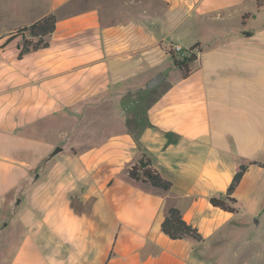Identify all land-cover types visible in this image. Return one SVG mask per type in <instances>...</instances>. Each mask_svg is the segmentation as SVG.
Segmentation results:
<instances>
[{"label":"crops","instance_id":"obj_1","mask_svg":"<svg viewBox=\"0 0 264 264\" xmlns=\"http://www.w3.org/2000/svg\"><path fill=\"white\" fill-rule=\"evenodd\" d=\"M50 14V46L20 56L16 30ZM175 46L197 55L190 75L146 89ZM144 155L169 191L129 177ZM249 161L264 164L256 0H0V264H250L207 246L239 213L211 198ZM233 196L259 215L264 168ZM170 206L202 241L162 232Z\"/></svg>","mask_w":264,"mask_h":264},{"label":"trees","instance_id":"obj_2","mask_svg":"<svg viewBox=\"0 0 264 264\" xmlns=\"http://www.w3.org/2000/svg\"><path fill=\"white\" fill-rule=\"evenodd\" d=\"M256 1L258 7L264 6V0ZM248 16L249 14H246L244 18ZM56 26L57 17L54 14H50L32 23L31 25L18 28L15 35L22 36L23 38V47L20 56L26 52L38 51L49 47V37L55 32ZM171 55L174 65L181 72L182 76L184 78L189 76L191 73L189 63L190 56L178 57L174 53H171ZM253 165L264 168V164L258 161L242 163L235 173L226 194L211 198V204L214 207H218L229 213L240 212L242 207L233 194L240 185L249 167ZM128 175L136 182L150 184L152 187L162 189L163 191H169L172 188V183L162 177V175L152 166L150 158L146 155H144L138 163L129 167ZM161 228L162 232L172 240H181L185 238H192L199 242L203 240V237L198 229L188 224L184 220L180 209L174 206H170L167 209Z\"/></svg>","mask_w":264,"mask_h":264},{"label":"rangeland","instance_id":"obj_3","mask_svg":"<svg viewBox=\"0 0 264 264\" xmlns=\"http://www.w3.org/2000/svg\"><path fill=\"white\" fill-rule=\"evenodd\" d=\"M163 67V74L171 78L176 71L171 58H165ZM223 233L227 234L224 239L208 242L209 251H214V254L216 251H251V254H246V262L264 264V210L259 215L252 216L244 207ZM257 253H260V257L254 256Z\"/></svg>","mask_w":264,"mask_h":264},{"label":"water","instance_id":"obj_4","mask_svg":"<svg viewBox=\"0 0 264 264\" xmlns=\"http://www.w3.org/2000/svg\"><path fill=\"white\" fill-rule=\"evenodd\" d=\"M197 59L196 54H192L189 58V62H192ZM166 79V76L163 73H159L156 76H154L146 85V89H153L157 85H159L161 82H163ZM62 150L61 147H57L54 151V154H57Z\"/></svg>","mask_w":264,"mask_h":264},{"label":"built area","instance_id":"obj_5","mask_svg":"<svg viewBox=\"0 0 264 264\" xmlns=\"http://www.w3.org/2000/svg\"><path fill=\"white\" fill-rule=\"evenodd\" d=\"M171 53L176 54L179 57H185V56H190L191 53L185 52L181 47L175 46L172 50Z\"/></svg>","mask_w":264,"mask_h":264},{"label":"bare ground","instance_id":"obj_6","mask_svg":"<svg viewBox=\"0 0 264 264\" xmlns=\"http://www.w3.org/2000/svg\"><path fill=\"white\" fill-rule=\"evenodd\" d=\"M190 56H191V54H190ZM179 57V56H178Z\"/></svg>","mask_w":264,"mask_h":264}]
</instances>
